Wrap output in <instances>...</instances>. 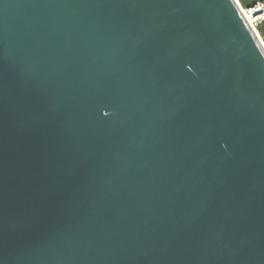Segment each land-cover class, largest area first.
<instances>
[{
  "label": "water",
  "instance_id": "95a60500",
  "mask_svg": "<svg viewBox=\"0 0 264 264\" xmlns=\"http://www.w3.org/2000/svg\"><path fill=\"white\" fill-rule=\"evenodd\" d=\"M0 264H264L235 0H0Z\"/></svg>",
  "mask_w": 264,
  "mask_h": 264
},
{
  "label": "built area",
  "instance_id": "2783aa9c",
  "mask_svg": "<svg viewBox=\"0 0 264 264\" xmlns=\"http://www.w3.org/2000/svg\"><path fill=\"white\" fill-rule=\"evenodd\" d=\"M250 26L257 31V26L264 21V0H235Z\"/></svg>",
  "mask_w": 264,
  "mask_h": 264
},
{
  "label": "trees",
  "instance_id": "16d2710c",
  "mask_svg": "<svg viewBox=\"0 0 264 264\" xmlns=\"http://www.w3.org/2000/svg\"><path fill=\"white\" fill-rule=\"evenodd\" d=\"M257 32L260 35L261 39L264 42V21H262L258 26H257Z\"/></svg>",
  "mask_w": 264,
  "mask_h": 264
},
{
  "label": "bare ground",
  "instance_id": "6f19581e",
  "mask_svg": "<svg viewBox=\"0 0 264 264\" xmlns=\"http://www.w3.org/2000/svg\"><path fill=\"white\" fill-rule=\"evenodd\" d=\"M236 2V1H235ZM258 33V32H257ZM260 36V35H259Z\"/></svg>",
  "mask_w": 264,
  "mask_h": 264
},
{
  "label": "rangeland",
  "instance_id": "374dc122",
  "mask_svg": "<svg viewBox=\"0 0 264 264\" xmlns=\"http://www.w3.org/2000/svg\"><path fill=\"white\" fill-rule=\"evenodd\" d=\"M241 1H243V0H241Z\"/></svg>",
  "mask_w": 264,
  "mask_h": 264
}]
</instances>
